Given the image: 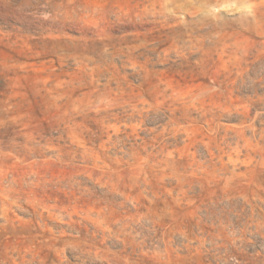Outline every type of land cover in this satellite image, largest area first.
Returning <instances> with one entry per match:
<instances>
[{"label":"rangeland","instance_id":"rangeland-1","mask_svg":"<svg viewBox=\"0 0 264 264\" xmlns=\"http://www.w3.org/2000/svg\"><path fill=\"white\" fill-rule=\"evenodd\" d=\"M0 264H264V0H0Z\"/></svg>","mask_w":264,"mask_h":264}]
</instances>
